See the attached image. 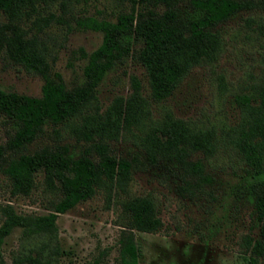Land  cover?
Segmentation results:
<instances>
[{"label": "trees", "instance_id": "trees-1", "mask_svg": "<svg viewBox=\"0 0 264 264\" xmlns=\"http://www.w3.org/2000/svg\"><path fill=\"white\" fill-rule=\"evenodd\" d=\"M71 0H0V53L12 64L38 75L40 96H28L0 88V173L10 183V194L28 195L36 173H41L46 189L55 192L45 214H18L9 204L0 206V246L12 229L25 239L55 237V220L77 203L101 190L109 201L112 191L123 190L131 172L141 161L116 157L107 140H115L123 130L136 129L139 148L150 165L162 163L191 194L211 178L199 160H189L193 152L205 154L215 149L212 127L200 128L165 113L152 121L139 83L131 78V91L115 96L99 112L96 89L105 74L132 56L144 68L150 98L168 97L186 74L196 66L217 58L221 36L217 27L241 12L264 10V0H116L128 9L114 20L82 17L75 24L101 33L99 45L81 52L85 63L81 81L67 88L57 72L51 71L42 47L23 25L41 6ZM46 18H37L45 23ZM41 24H39L40 27ZM139 45L138 48H135ZM240 117L230 144L245 169V187L252 205L257 236H244L246 264H264V79L252 93L235 96ZM64 124L77 138L88 142L77 156L68 145L54 144L28 151V146L46 125ZM187 178V179H186ZM191 190V191H190ZM118 238L119 264H137L138 251L133 230L155 232L161 227L150 196L128 197L120 202ZM55 249V248H54ZM0 264H5L0 256ZM12 264H50L37 255L14 258Z\"/></svg>", "mask_w": 264, "mask_h": 264}, {"label": "rangeland", "instance_id": "rangeland-1", "mask_svg": "<svg viewBox=\"0 0 264 264\" xmlns=\"http://www.w3.org/2000/svg\"><path fill=\"white\" fill-rule=\"evenodd\" d=\"M127 9L126 3L116 0H71L64 7L55 2L41 6L23 27L36 37L51 71L59 73L70 88L81 81L85 63L81 52H91L101 41L100 32L82 29L75 20H114ZM37 18H46V24ZM217 30L221 36L217 58L193 67L161 101L150 98L144 68L132 56L115 64L96 89L101 113L115 96L129 94L131 78H135L152 121L169 113L196 127H212L216 137L213 152H193L188 157L201 162L210 184L190 190L191 194L181 191L185 185L175 171L162 163L150 165L144 158L138 144L140 133L134 128L122 130L117 139L107 140L111 153L126 159L136 156L142 163L132 170L125 188L113 190L109 201L104 192L96 190L90 198L59 214L54 238L41 235L25 240L18 228L12 229L0 246L5 264L26 254L48 259L50 264H119L117 241L123 229L120 202L144 195L152 198L161 227L151 233L132 231L137 264H246L243 238L256 237L257 229L245 187L246 167L228 137L240 117L235 96L252 93L264 79V10L241 12ZM41 84L38 75L12 64L0 53L1 89L38 97ZM4 130L0 126V142ZM54 144L68 145L74 156L88 146L64 124L46 125L28 151ZM56 199L57 194L45 188L41 173H36L28 195L10 194L9 180L0 173V206L9 204L18 214L40 215L48 213L47 207Z\"/></svg>", "mask_w": 264, "mask_h": 264}]
</instances>
